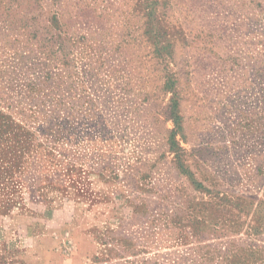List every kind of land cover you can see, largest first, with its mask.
<instances>
[{"label": "rangeland", "instance_id": "374dc122", "mask_svg": "<svg viewBox=\"0 0 264 264\" xmlns=\"http://www.w3.org/2000/svg\"><path fill=\"white\" fill-rule=\"evenodd\" d=\"M0 264H264V0H0Z\"/></svg>", "mask_w": 264, "mask_h": 264}]
</instances>
